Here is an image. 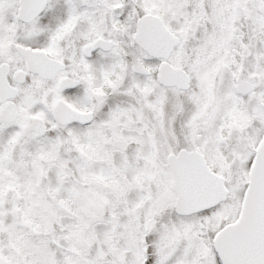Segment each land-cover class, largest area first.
Returning <instances> with one entry per match:
<instances>
[{"label":"snow or ice","instance_id":"snow-or-ice-1","mask_svg":"<svg viewBox=\"0 0 264 264\" xmlns=\"http://www.w3.org/2000/svg\"><path fill=\"white\" fill-rule=\"evenodd\" d=\"M0 264H264V0H0Z\"/></svg>","mask_w":264,"mask_h":264}]
</instances>
